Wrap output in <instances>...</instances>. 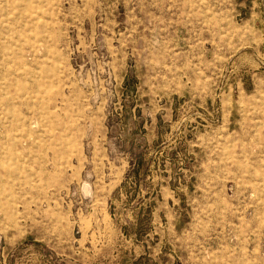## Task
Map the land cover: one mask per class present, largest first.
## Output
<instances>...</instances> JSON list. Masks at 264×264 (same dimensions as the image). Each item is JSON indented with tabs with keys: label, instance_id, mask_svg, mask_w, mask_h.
Listing matches in <instances>:
<instances>
[{
	"label": "rangeland",
	"instance_id": "rangeland-1",
	"mask_svg": "<svg viewBox=\"0 0 264 264\" xmlns=\"http://www.w3.org/2000/svg\"><path fill=\"white\" fill-rule=\"evenodd\" d=\"M0 264H264V0H0Z\"/></svg>",
	"mask_w": 264,
	"mask_h": 264
}]
</instances>
